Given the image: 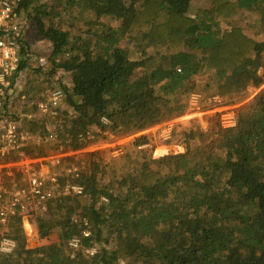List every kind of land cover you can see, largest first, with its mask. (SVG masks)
Segmentation results:
<instances>
[{
    "label": "trees",
    "instance_id": "16d2710c",
    "mask_svg": "<svg viewBox=\"0 0 264 264\" xmlns=\"http://www.w3.org/2000/svg\"><path fill=\"white\" fill-rule=\"evenodd\" d=\"M210 1L192 14V0H21L22 19L29 17L36 35L52 44L53 70L70 75V84L61 87L73 110L59 116L54 139L39 120L29 121L27 130L41 129V142L58 141L63 152L78 151L90 143L92 132L132 135L187 112L192 93L205 100L235 99L261 87L264 40L235 24L220 25L247 11L264 26V0ZM25 51L26 43L22 70ZM213 117L207 129L198 125L183 132L184 152L154 158L141 149L144 160L109 180L100 153L63 156L61 161L75 166L61 167L57 181L81 185L84 192L49 200L47 215L60 212L58 242L28 248L22 216L16 215L6 225L17 246L4 259L264 264V88L238 109L235 127L221 128ZM148 140L140 135L134 143ZM41 145L23 151L44 156ZM70 201L75 205L64 215ZM85 228L91 234L82 244L97 247L89 257L69 246ZM38 251L41 255L33 256Z\"/></svg>",
    "mask_w": 264,
    "mask_h": 264
},
{
    "label": "rangeland",
    "instance_id": "374dc122",
    "mask_svg": "<svg viewBox=\"0 0 264 264\" xmlns=\"http://www.w3.org/2000/svg\"><path fill=\"white\" fill-rule=\"evenodd\" d=\"M210 4V0H192L190 12L195 14L198 9L208 7ZM24 15L23 34L25 36L24 43H26L27 49V51L24 52V57L27 58H25L26 67H24L20 76V90L23 89V95L26 96L24 100L45 99L54 88L61 87V85L64 84H70L71 79L69 73L61 69L53 70V64L50 60L51 51L53 50L51 42L40 39L36 35V28L32 25L31 19L27 15L28 20L26 15ZM109 18L110 17H102V20L111 22L112 24H118V21H112ZM259 23L257 14L243 11L231 18L228 24L221 23L220 27L223 29L235 24L242 27L247 33H252L253 36H260V38L264 40V26H261ZM81 25L82 22L80 23V26ZM66 27H69V25L67 24ZM130 42V40L126 41L127 44ZM127 48L128 52H130L131 49H129V46ZM40 57L46 58L44 63L40 61ZM259 58L264 65V50L260 53ZM263 88L264 83L261 87L251 89L246 95L235 99H224L218 95H214L211 97V100H205L202 98L201 94L192 93L189 97L191 106L189 110L162 122L160 126L155 125L132 135H119L110 132L96 134L92 132L91 135L87 137L90 143L85 148L78 151L65 152L62 151L64 147H57L55 144L58 143V141L41 142L43 135L41 129L36 130V133H31L27 130L29 121L34 119H28L24 113H36L37 111L31 103L23 101V118L20 117V115L18 118L19 126L21 130H23V148L32 144H42L41 149L44 150V156H39L36 153L25 155L23 149H20L11 153V155L6 158L0 157V175H3L1 183L9 190H13V185L16 184H18L17 187L27 186V177L34 172H41L45 177L49 174L58 177V174L62 171L60 169L61 167L64 169L75 166L72 160L66 159L61 161L63 156H73L74 154H83L84 152L91 151L100 153L101 160H103L102 164H104V180H109V178H112L115 174L128 171L131 169L130 166L144 160L145 154L138 153L141 149L154 158L166 154L184 152L185 143L183 142V132L185 130L196 128L198 125L207 129L212 123L210 117L215 115L216 117L213 118L220 124L222 113L231 114V116L237 118L238 109L245 106L247 107ZM65 112L68 114L73 113L72 108L67 102L63 103L61 111L57 116L37 115L35 116V120H39L40 122L38 124H44L43 126H46L48 130V126H51V124L58 125L59 118L62 116V113L65 114ZM62 119H60V121ZM65 120L66 118L64 117V121ZM140 135H146L149 140L148 143H144V145L138 147L136 143H134V140ZM125 154H130L129 158L131 160L126 158ZM75 159H78V156L77 158L74 157V160ZM82 163L84 162L82 161ZM21 168H23V170H21ZM57 179L49 185L56 195L60 194L65 189V186L69 184V181L65 180L66 183L61 185ZM79 202L83 203L84 201L81 200ZM74 205L75 204L71 201L67 202L66 205H64V209H62L63 214L65 215L66 211L73 208ZM47 214L46 208V211L35 210L25 217L22 215V224L27 236L26 241L28 248L43 247L58 242V229L55 225V218L60 215V212L53 217ZM7 226L8 225L5 227L0 226V241L3 237L8 236ZM105 246L109 248L111 243L105 244ZM4 254L8 253L0 249V264H11V261L9 262L4 259V257H6ZM40 255L41 252L39 251L33 253L35 257Z\"/></svg>",
    "mask_w": 264,
    "mask_h": 264
},
{
    "label": "built area",
    "instance_id": "2783aa9c",
    "mask_svg": "<svg viewBox=\"0 0 264 264\" xmlns=\"http://www.w3.org/2000/svg\"><path fill=\"white\" fill-rule=\"evenodd\" d=\"M21 0H0V157L6 158L11 153L23 149V130L19 126L16 116L23 118V101L31 103L36 108V113L25 112L28 119H35L40 116H57L63 103L66 100V92L63 87L54 88L45 99L24 100L23 89L20 90L24 47V23L21 12H18ZM44 63V57L39 58ZM13 114H16L14 116ZM24 116V117H25ZM34 117V118H33ZM221 128H232L237 125V118L231 114H221ZM161 124V123H160ZM160 124H158L160 126ZM157 125V126H158ZM58 125L48 126L49 138L54 139ZM137 145L138 147L142 146ZM24 155V154H23ZM25 156V155H24ZM23 157V156H21ZM23 170V168H21ZM70 171V169H69ZM3 175H0V226H4L16 215L23 217L35 210L46 211L50 199L56 196L49 187L57 176L49 174L45 177L41 172L32 173L27 177V186L13 185L9 190L1 183ZM84 188L77 184H68L61 193L82 194ZM86 228L80 236H73L69 240L72 250H79L85 257L93 255L97 251L96 246L85 247L82 244V237L90 236ZM16 247L15 241L6 236L0 241V249L11 253ZM113 261L111 264H124ZM101 264V263H97Z\"/></svg>",
    "mask_w": 264,
    "mask_h": 264
},
{
    "label": "crops",
    "instance_id": "0c3cea01",
    "mask_svg": "<svg viewBox=\"0 0 264 264\" xmlns=\"http://www.w3.org/2000/svg\"><path fill=\"white\" fill-rule=\"evenodd\" d=\"M34 106V105H33Z\"/></svg>",
    "mask_w": 264,
    "mask_h": 264
}]
</instances>
